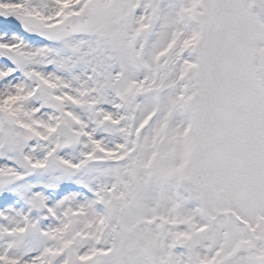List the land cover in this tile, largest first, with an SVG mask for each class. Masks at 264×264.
Segmentation results:
<instances>
[{"label": "snow or ice", "instance_id": "6c2138e0", "mask_svg": "<svg viewBox=\"0 0 264 264\" xmlns=\"http://www.w3.org/2000/svg\"><path fill=\"white\" fill-rule=\"evenodd\" d=\"M0 264H264V0H0Z\"/></svg>", "mask_w": 264, "mask_h": 264}]
</instances>
